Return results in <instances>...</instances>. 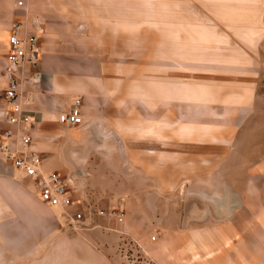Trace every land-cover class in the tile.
I'll list each match as a JSON object with an SVG mask.
<instances>
[{
    "label": "crops",
    "instance_id": "obj_1",
    "mask_svg": "<svg viewBox=\"0 0 264 264\" xmlns=\"http://www.w3.org/2000/svg\"><path fill=\"white\" fill-rule=\"evenodd\" d=\"M28 7L42 20L41 54L35 66L38 71L35 80L29 82L23 79L21 87L23 92L32 93L26 106L33 117L31 146L39 151L43 170L61 167L58 160L60 154L65 155L66 163H80L82 154L94 159V151L101 147L99 140L105 143V138L115 131V127L124 133L134 132L139 139L149 137L148 144L141 148L161 149L164 157L175 139V133L180 134L176 139H181V147L201 149L202 142H205H201V134L223 130L221 125L206 123V116L211 115L199 109L209 106L218 96L214 86L227 82L246 85L251 90L254 84V57L251 53L257 48L256 39L262 34L257 26L264 20V0H29ZM18 15L14 0H0V64L6 51L5 32L8 34L10 23ZM146 33L152 41L151 48L140 50L137 39ZM133 52L151 54L147 61L151 70L149 80L145 81L144 88L135 80L130 93L135 100H148L156 107L150 113V120H153L149 125L147 121L141 122V118H134L133 122L126 120L128 117H141V111L128 115L127 109L120 104L126 99V54ZM132 67H139L137 60ZM4 83V78L0 76V127L5 125L3 110L6 102L1 94ZM190 84H198L199 92L189 91ZM115 87L120 103L117 109H112L109 100L111 88ZM238 94H227L224 99L237 104L248 99L250 91ZM76 95L80 97L82 122L68 125L57 121V112L65 109ZM183 100L197 105L194 117L198 119L175 123L174 118L185 113L179 107L174 108V101ZM75 127L85 129L84 134L73 136ZM193 133H197L198 140H192L197 144L190 145L185 138H191ZM53 137L56 140L52 141ZM66 141H81L82 148L71 147L68 150ZM223 157L216 163L232 164V161L223 160L226 156ZM256 158L243 170V187L235 183L238 178L236 167L231 166L230 173L221 177L225 182L229 180L223 190L228 192L230 201H233V195L241 197L244 191L255 194L260 182H264V157L258 155ZM197 163L199 166L205 163L204 155L199 156ZM198 179L205 181V175L199 173ZM32 195L38 199L36 194ZM229 208L234 214L238 205L229 203ZM157 209L159 212L167 211V214L155 218L158 229L153 232L157 231L159 238L156 236L154 240H149L147 237L141 245L157 262L169 264L166 245L175 244V238L183 237V228H189L193 221L189 219L184 226L177 225L168 206ZM98 226L86 228L89 232L83 237L85 244L93 245L92 235L96 234L101 243L116 239L112 233L91 230ZM72 240L76 241L75 238ZM153 241H157L154 254L148 248L154 246ZM253 241L264 242V237H255ZM206 250L203 248L202 252ZM213 250L216 253L217 250ZM217 252L222 253V249ZM227 252L224 254L228 256L229 264H237V247ZM251 261V264H256L253 258Z\"/></svg>",
    "mask_w": 264,
    "mask_h": 264
},
{
    "label": "rangeland",
    "instance_id": "obj_2",
    "mask_svg": "<svg viewBox=\"0 0 264 264\" xmlns=\"http://www.w3.org/2000/svg\"><path fill=\"white\" fill-rule=\"evenodd\" d=\"M258 28L262 34L256 39L257 48L251 53L254 57V84L251 90L246 85H231L227 82L214 86L218 96L209 106L199 109L211 115L206 116V123L221 125L223 130L201 134V142L205 140L201 149L181 147V139H176L180 134L175 133V139L164 157L161 149L141 148L148 144L149 137L139 139L138 134L131 131L124 133L115 127V131L105 138V143L99 140L101 147L94 151V155L91 154L94 159L82 154L80 163H66L65 155L60 154L58 160L61 167H54L53 170L63 177L73 174L78 180L75 186H67L70 197L78 202L67 207V210L72 212L78 209L82 212L83 221L79 223L69 221L61 208L53 209L52 205L35 199L32 195L37 192L34 182L28 176L18 174L0 155V264H118L117 246L121 242L120 237L127 239L132 236L140 244L142 240L145 241L155 228L158 229L155 218L167 214V211H156L157 207L168 206L177 225L184 226L181 221L182 204L189 191L216 200L220 204L216 213L219 218H214L206 210L202 217L190 219L193 223L189 224V228H183V237L175 238V244L166 245L169 264H229V258L224 253H228L230 248L234 251L236 247L237 264H251L252 258L256 264H264V242L253 241L255 237H264V182H260L255 194L244 191L241 193L242 198L233 195V202L228 192L223 190L229 180L225 182L221 179L230 173L231 166L236 167L238 178L235 183L243 187V170L247 163L258 155L264 157V20L259 22ZM5 34L7 41V32ZM137 43L140 50H149L152 41L146 33L138 37ZM150 55L149 52L126 54V99L121 103L118 101L115 87L111 88L109 100L110 108L117 109L119 102L124 105L122 108L127 109L128 115L141 111V117H128L126 120L141 118V122L147 121V125L153 120H150V113L156 107L151 101L135 100L130 93L135 80L144 88L151 72L147 62ZM134 60L139 65L137 69L132 67ZM199 88L198 84H190L188 90H197L198 93ZM245 90L250 91L245 101L240 100L235 104L232 100L224 99L225 95L233 92L240 96ZM176 107L183 109L185 115L175 117V123L181 120L179 123L183 124L198 119L194 117L197 105L193 101H174ZM232 128L235 131L231 132ZM84 132L85 129L75 127L73 136H80ZM190 135L191 138H185L188 144H197V141L192 143V140H198L197 133ZM54 139L56 137L52 141ZM220 141L222 143H217ZM65 143L68 150L71 147L82 148L81 141ZM203 155L205 163L199 166L197 161ZM223 155L226 157L222 159L232 161L231 165L216 163ZM199 173L205 175V181L198 179ZM262 178L264 181V176ZM229 203L238 205L234 214L227 210L223 212L224 208H229ZM115 208H120L124 213L121 224L112 217L97 214L98 209ZM96 224L99 226L91 230L112 233L116 239L101 243L96 234L92 235L93 245L85 244L83 237L89 232L86 228ZM113 228L123 230L126 235ZM191 241L195 243L194 246ZM153 242L154 246L148 248L154 254L157 241ZM203 248L207 250L202 252ZM213 249H222V253L216 251L214 254ZM132 251L136 252L134 248Z\"/></svg>",
    "mask_w": 264,
    "mask_h": 264
},
{
    "label": "built area",
    "instance_id": "obj_3",
    "mask_svg": "<svg viewBox=\"0 0 264 264\" xmlns=\"http://www.w3.org/2000/svg\"><path fill=\"white\" fill-rule=\"evenodd\" d=\"M29 0H14V6L19 15L10 23L6 51L0 64V76L4 78L2 96L6 105L3 110L5 125L0 128V155L22 175L28 176L36 185L39 200L61 208L64 215L72 223L83 221L82 212L67 210V207L77 204L70 197L68 185L75 186V175L60 176L54 170H43L39 151L31 146V126L33 117L26 107L32 93L23 92L21 82L23 79L32 82L37 76L36 64L40 59L42 20L40 16L29 10ZM59 122L77 124L82 122L80 112V97L74 96L67 107L56 114ZM97 214L112 217L116 223H123L124 213L120 208L98 209ZM118 233L121 229L113 228ZM126 235V233L124 232ZM129 236V235H128ZM157 231L148 235L149 240H154ZM118 244V264H160L147 254L139 241L130 236L125 239L120 237ZM136 252H133L132 249Z\"/></svg>",
    "mask_w": 264,
    "mask_h": 264
},
{
    "label": "water",
    "instance_id": "obj_4",
    "mask_svg": "<svg viewBox=\"0 0 264 264\" xmlns=\"http://www.w3.org/2000/svg\"><path fill=\"white\" fill-rule=\"evenodd\" d=\"M219 206L220 204L213 198L198 192L189 191L183 199L181 221L184 224L189 219L200 218L206 210L214 218H219L216 214ZM226 210L228 213L230 212L228 207L224 208L223 212H226Z\"/></svg>",
    "mask_w": 264,
    "mask_h": 264
},
{
    "label": "bare ground",
    "instance_id": "obj_5",
    "mask_svg": "<svg viewBox=\"0 0 264 264\" xmlns=\"http://www.w3.org/2000/svg\"><path fill=\"white\" fill-rule=\"evenodd\" d=\"M16 170V169H15ZM217 202V201H216ZM52 206H55V205H52ZM55 207H58V206H55Z\"/></svg>",
    "mask_w": 264,
    "mask_h": 264
}]
</instances>
